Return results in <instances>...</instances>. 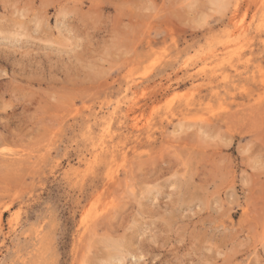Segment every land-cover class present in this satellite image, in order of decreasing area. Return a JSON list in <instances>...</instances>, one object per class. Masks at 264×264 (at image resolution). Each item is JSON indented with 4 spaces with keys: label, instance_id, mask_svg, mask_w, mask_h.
<instances>
[{
    "label": "rangeland",
    "instance_id": "1",
    "mask_svg": "<svg viewBox=\"0 0 264 264\" xmlns=\"http://www.w3.org/2000/svg\"><path fill=\"white\" fill-rule=\"evenodd\" d=\"M0 264H264V0H0Z\"/></svg>",
    "mask_w": 264,
    "mask_h": 264
},
{
    "label": "bare ground",
    "instance_id": "2",
    "mask_svg": "<svg viewBox=\"0 0 264 264\" xmlns=\"http://www.w3.org/2000/svg\"><path fill=\"white\" fill-rule=\"evenodd\" d=\"M261 3H262V2H261ZM240 23H241V22H240ZM241 26H242V25H241ZM242 27H243V26H242ZM245 27H246V26H245ZM245 27H244V28H245ZM242 29H243V28H242ZM242 29H241V30H242ZM131 117H132V116H131ZM135 123H136V122H135ZM142 123H143V122H142ZM137 127H138V126H137ZM107 200H108V199H107Z\"/></svg>",
    "mask_w": 264,
    "mask_h": 264
}]
</instances>
